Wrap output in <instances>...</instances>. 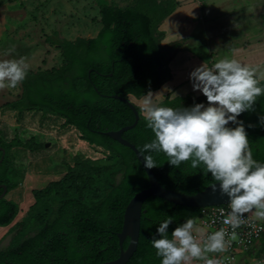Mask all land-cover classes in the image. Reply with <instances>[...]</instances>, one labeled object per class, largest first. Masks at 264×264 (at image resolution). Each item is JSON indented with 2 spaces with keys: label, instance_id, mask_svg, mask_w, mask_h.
Instances as JSON below:
<instances>
[{
  "label": "trees",
  "instance_id": "1",
  "mask_svg": "<svg viewBox=\"0 0 264 264\" xmlns=\"http://www.w3.org/2000/svg\"><path fill=\"white\" fill-rule=\"evenodd\" d=\"M97 4L102 24L98 34L93 38L63 40L58 48L64 64L51 71L28 70L21 82L22 97L4 110L18 111L21 116L41 112L45 117L64 118L86 141L117 157V164L96 168L76 166L59 181L35 191L32 211L23 220L29 233L0 250V264H102L117 259L125 210L135 194L150 186L134 151L108 132L135 122L133 109L123 99L129 100V96L140 99L149 90L157 91L173 79L169 65L179 44L166 50L161 45L163 34L159 28L180 3L178 0H127L121 6L97 0ZM205 99L188 94L167 98L158 105L180 108ZM134 106L139 112V121L122 137L141 152L154 134L146 126L140 107ZM259 114H264V95L257 98L252 111L241 114L253 158L264 162V127L258 123ZM248 123L255 126L248 128ZM18 145L34 147L29 141L15 144ZM11 146L6 131L0 127V160L5 151L0 164V186L5 185L7 193L21 185L27 173L10 160ZM151 154L156 162V167L151 169L167 189L194 195L217 183L202 166L192 168L189 161L171 166L164 153ZM17 173L20 181L15 178ZM5 196L0 198V228L10 226L20 211L19 204ZM143 210L138 248L127 264H160L161 258L151 244L157 225L170 216L173 223L169 225L168 235L171 238L175 226L189 218L195 224L203 211L159 197L148 198ZM129 244L127 237L122 248L126 250Z\"/></svg>",
  "mask_w": 264,
  "mask_h": 264
},
{
  "label": "rangeland",
  "instance_id": "2",
  "mask_svg": "<svg viewBox=\"0 0 264 264\" xmlns=\"http://www.w3.org/2000/svg\"><path fill=\"white\" fill-rule=\"evenodd\" d=\"M104 1L121 6L127 3V0ZM195 1L199 4L198 0ZM233 1L236 3L231 4L227 10L228 16L215 20L216 25L227 24L222 39L213 40L205 36L208 17L204 15L193 21L176 19L161 25L159 28L163 34L161 45L168 50L174 46L173 43L178 41L179 44L172 53L169 65L173 74L171 81L177 76L174 60L178 58L179 52L192 50L204 55L208 54V46H214L216 43L219 47V59L234 57L249 65L264 66V0ZM251 1L255 2V9ZM252 10L258 19L256 22L258 28L251 30L250 40L244 41L242 23L249 21L248 12ZM234 15L235 24L232 25L231 19ZM100 17L97 0H0V60L24 57L31 72L57 69L64 64L58 45L65 39L73 41L78 36L95 37L102 26ZM189 34L193 35V41L185 39ZM213 51L215 53L216 50ZM240 52L245 54L239 57ZM219 59L216 58L215 61ZM213 63L214 60L209 58L207 65L211 67ZM261 80H264V77ZM183 82L170 93L172 97L175 96L174 93L182 96L192 91L189 78ZM194 94L199 95L198 92ZM22 95L21 82L15 88H0V127L6 131L8 143L12 144L9 157L16 167L27 171L23 183L5 196L6 199L18 203L20 211L10 226L0 228V250L15 243L18 237L29 233L25 230L23 220L29 217L32 211L35 191L59 181L66 172L76 166L96 168L117 164V157L86 141L80 131L69 125L64 118L51 115L45 117L41 112H27L21 116L18 111L4 110L8 104L19 100ZM128 98L136 106L142 104L140 99L134 96ZM163 99L155 98V101L160 103ZM140 109L145 115L142 107ZM28 141L34 144L32 149L15 146ZM39 146L40 148H37ZM15 178L20 181V174L17 173ZM117 178H120V174ZM197 226L199 225L194 224L193 230H199ZM262 239L259 245L261 249L252 254L249 251L251 259L250 261L247 259L244 264H264V238ZM223 254L217 258H222ZM188 264H204V261L192 259Z\"/></svg>",
  "mask_w": 264,
  "mask_h": 264
},
{
  "label": "clouds",
  "instance_id": "3",
  "mask_svg": "<svg viewBox=\"0 0 264 264\" xmlns=\"http://www.w3.org/2000/svg\"><path fill=\"white\" fill-rule=\"evenodd\" d=\"M28 70L24 57L0 60V88H15ZM262 77L264 66L225 57L211 67L203 62L188 73L192 91L205 100L174 108L156 103L154 97L162 91L153 94L149 90L143 97L146 126L154 134L141 150L149 153L142 155L144 167H156L151 153H164L171 166L184 161H189L192 168L202 166L217 182L211 185L212 191L227 197L230 210L222 220L233 230V236L247 219L245 214L264 219V162L253 158L245 121L241 119V114L252 111L257 98L264 95ZM258 123L264 127V114L258 115ZM254 126L247 124L248 128ZM172 223L169 216L152 235L151 244L161 258L160 264H188L192 259L223 264L221 258L208 253L226 250L229 241L225 228L209 233L201 243L193 235V219L175 226L169 238Z\"/></svg>",
  "mask_w": 264,
  "mask_h": 264
},
{
  "label": "crops",
  "instance_id": "4",
  "mask_svg": "<svg viewBox=\"0 0 264 264\" xmlns=\"http://www.w3.org/2000/svg\"><path fill=\"white\" fill-rule=\"evenodd\" d=\"M199 4L195 1V0H178V2L180 3L178 9L164 22H169L170 20H176V19H183V20H189V21H193V20H197L199 16H207V20L208 22H206V27H205V36L209 39H222V36L225 35V27L227 24H223L221 25H216L215 20L218 18H225L226 16H228V12L227 10L229 9V7H231V4L236 3L235 1H231L230 0H198ZM230 2V3H228ZM247 2V1H246ZM253 8L255 9V2L251 1ZM199 5V6H198ZM221 7H225V8H221ZM220 9V10H219ZM226 9V10H225ZM222 12V14L220 15V13ZM217 16V17H216ZM246 16V15H245ZM248 16H249V21H244V23H242V28H243V34H244V41H248L250 40L251 37V30L256 29V27L258 28V24L257 22V18H256V14L254 13V11L252 10V12H248ZM236 15L232 16L231 19V24L233 25L234 20H235ZM244 17V16H242ZM241 18V15H240ZM163 23V24H164ZM162 24V25H163ZM235 24V23H234ZM162 27V26H160ZM79 37V36H78ZM185 39H189L193 41V35L189 34L186 36ZM178 44V41L173 43ZM249 46V45H248ZM241 47V46H239ZM250 47V46H249ZM215 49V53L213 51V49ZM248 48V47H247ZM233 49V48H232ZM208 54L205 53L204 55L198 52H194L192 50L189 51H185V52H179L178 54V58H176V63H175V68H176V77H174V81H169L167 83H165L159 90L154 91L153 94H156L157 92H161V95H157L154 97L156 99H160V98H164L162 101H165L167 98L169 99H174L176 97H186L188 94H194L196 92L193 91H189V93H185V95L183 94L181 96L177 95L178 93L174 94L175 96H171L170 93L175 90L177 87L179 88V86L181 85V83H184L183 80L186 79L188 77V73L196 66H198L201 63H205L207 65V61L209 58L213 59L215 62V59L218 58L219 59V47L218 44L216 43L214 46H208ZM245 53L241 52L239 53V57L243 56ZM214 57V58H212ZM178 85V86H177ZM191 85V84H190ZM184 87V86H183ZM182 88V87H181ZM170 90V91H169ZM192 90V88H191ZM199 94V93H198ZM195 95V94H194ZM165 96V97H164ZM197 97L199 96H203L201 94L199 95H195ZM171 97V98H170ZM143 103V97L140 98V103ZM161 103V101H160ZM157 102V104H160ZM139 107H142V104L137 105ZM193 231H197V232H201V229L199 230H193ZM264 238V235L263 237ZM261 238V239H262ZM259 240L253 247L255 248H251V250H249L251 252V254L254 251H258L259 249H261V247L259 246L260 243L262 242V240ZM250 252H246V253H242L239 255V257L237 258V262L235 264H244L245 261H247V259L250 261ZM224 253V252H219L215 257H220V254ZM212 254L215 253H208L209 256H211ZM224 255V254H223Z\"/></svg>",
  "mask_w": 264,
  "mask_h": 264
},
{
  "label": "water",
  "instance_id": "5",
  "mask_svg": "<svg viewBox=\"0 0 264 264\" xmlns=\"http://www.w3.org/2000/svg\"><path fill=\"white\" fill-rule=\"evenodd\" d=\"M115 97L120 98L118 96ZM123 100L126 101L133 109L135 113V122L133 125L123 127L118 131L108 132V135L114 138L115 140H117L119 143L129 147L134 151V153L136 154L138 160L140 161L142 167L144 168L148 176L150 186L149 188L144 189L138 192L137 194H135V196L131 199L125 210L123 228L121 233L119 234L120 246H121L120 256L113 261L105 262L102 264H127L131 260V258L133 257L134 253L138 248L140 230H141V219H142V214L144 212L143 207L146 200L150 197H159L178 206L202 208V209L207 207L228 205L227 197L221 196L218 191L217 192L212 191L211 185L207 187L204 191L194 195L182 194L175 190H171L163 187L159 183L152 169H147L144 167L142 162L143 154L138 150V148L134 144L125 140L122 137V134L125 131H128L136 126L140 117L139 112L136 110L134 104L127 99H123ZM4 155H5V151L3 150V155L0 160V164L4 159ZM1 187L3 188V193L1 194L0 197L3 198L7 194V187L5 185H2ZM127 237L130 238V244L128 248L124 250L122 248V244Z\"/></svg>",
  "mask_w": 264,
  "mask_h": 264
},
{
  "label": "built area",
  "instance_id": "6",
  "mask_svg": "<svg viewBox=\"0 0 264 264\" xmlns=\"http://www.w3.org/2000/svg\"><path fill=\"white\" fill-rule=\"evenodd\" d=\"M223 209V212L221 211ZM228 205L203 208L202 216L195 223L198 224L201 232L193 231V235L198 241L203 243L207 235L223 227L227 230L226 239L229 241L224 255L223 264H235L240 254L249 252L251 248L263 237V220H257L252 214L247 213V219L235 229V235H232L230 226L223 224L222 217L229 211ZM194 226V225H193Z\"/></svg>",
  "mask_w": 264,
  "mask_h": 264
},
{
  "label": "flooded vegetation",
  "instance_id": "7",
  "mask_svg": "<svg viewBox=\"0 0 264 264\" xmlns=\"http://www.w3.org/2000/svg\"><path fill=\"white\" fill-rule=\"evenodd\" d=\"M0 188H1V186H0ZM1 196V195H0ZM0 198H2V197H0Z\"/></svg>",
  "mask_w": 264,
  "mask_h": 264
}]
</instances>
